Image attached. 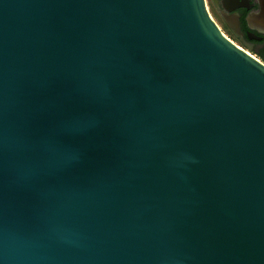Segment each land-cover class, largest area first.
Masks as SVG:
<instances>
[{
  "label": "water",
  "instance_id": "1",
  "mask_svg": "<svg viewBox=\"0 0 264 264\" xmlns=\"http://www.w3.org/2000/svg\"><path fill=\"white\" fill-rule=\"evenodd\" d=\"M0 264H264V62L205 0H0Z\"/></svg>",
  "mask_w": 264,
  "mask_h": 264
},
{
  "label": "flooded vegetation",
  "instance_id": "2",
  "mask_svg": "<svg viewBox=\"0 0 264 264\" xmlns=\"http://www.w3.org/2000/svg\"><path fill=\"white\" fill-rule=\"evenodd\" d=\"M205 2L208 10V5L211 6L212 14L218 23L215 22L229 39L245 50L251 49L252 53L264 50V28L250 25L248 21L252 15L260 13L258 0H205ZM226 20L235 24L234 31L229 28Z\"/></svg>",
  "mask_w": 264,
  "mask_h": 264
},
{
  "label": "trees",
  "instance_id": "3",
  "mask_svg": "<svg viewBox=\"0 0 264 264\" xmlns=\"http://www.w3.org/2000/svg\"><path fill=\"white\" fill-rule=\"evenodd\" d=\"M254 55L264 62V50H262L260 53H254Z\"/></svg>",
  "mask_w": 264,
  "mask_h": 264
},
{
  "label": "rangeland",
  "instance_id": "4",
  "mask_svg": "<svg viewBox=\"0 0 264 264\" xmlns=\"http://www.w3.org/2000/svg\"><path fill=\"white\" fill-rule=\"evenodd\" d=\"M208 7H209V10H210V13H211V15L213 16V11H212V9H211V6H209L208 5ZM213 18H214V20L217 22V20L215 19V17L213 16ZM218 23V22H217ZM219 25V24H218ZM240 46V45H239ZM252 53V52H251ZM253 55H254V53H252Z\"/></svg>",
  "mask_w": 264,
  "mask_h": 264
},
{
  "label": "built area",
  "instance_id": "5",
  "mask_svg": "<svg viewBox=\"0 0 264 264\" xmlns=\"http://www.w3.org/2000/svg\"><path fill=\"white\" fill-rule=\"evenodd\" d=\"M231 40V39H230ZM239 46V45H238ZM241 47V46H240ZM242 48V47H241ZM242 49H244V48H242ZM255 56V55H254Z\"/></svg>",
  "mask_w": 264,
  "mask_h": 264
}]
</instances>
